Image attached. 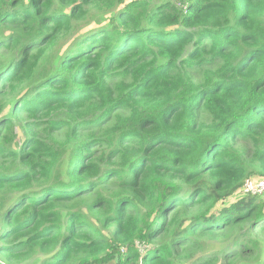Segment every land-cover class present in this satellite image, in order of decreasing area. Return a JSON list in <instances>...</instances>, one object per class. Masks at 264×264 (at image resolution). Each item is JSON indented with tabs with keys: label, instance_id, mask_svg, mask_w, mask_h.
Segmentation results:
<instances>
[{
	"label": "trees",
	"instance_id": "obj_1",
	"mask_svg": "<svg viewBox=\"0 0 264 264\" xmlns=\"http://www.w3.org/2000/svg\"><path fill=\"white\" fill-rule=\"evenodd\" d=\"M264 0H0V264H264Z\"/></svg>",
	"mask_w": 264,
	"mask_h": 264
},
{
	"label": "built area",
	"instance_id": "obj_2",
	"mask_svg": "<svg viewBox=\"0 0 264 264\" xmlns=\"http://www.w3.org/2000/svg\"><path fill=\"white\" fill-rule=\"evenodd\" d=\"M245 192H253V193H260L264 191V179H256L252 180L249 179L244 184Z\"/></svg>",
	"mask_w": 264,
	"mask_h": 264
},
{
	"label": "rangeland",
	"instance_id": "obj_3",
	"mask_svg": "<svg viewBox=\"0 0 264 264\" xmlns=\"http://www.w3.org/2000/svg\"><path fill=\"white\" fill-rule=\"evenodd\" d=\"M20 264H38V262L35 259H32L30 261L26 260V261H24V262H22Z\"/></svg>",
	"mask_w": 264,
	"mask_h": 264
}]
</instances>
